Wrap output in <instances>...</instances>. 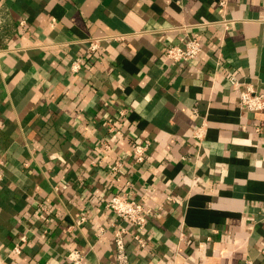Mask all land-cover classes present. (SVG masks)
Segmentation results:
<instances>
[{
	"label": "crops",
	"instance_id": "1",
	"mask_svg": "<svg viewBox=\"0 0 264 264\" xmlns=\"http://www.w3.org/2000/svg\"><path fill=\"white\" fill-rule=\"evenodd\" d=\"M220 1L0 0V264H119L122 227L125 264H264V111L239 105L264 92V0ZM117 191L152 209L144 246Z\"/></svg>",
	"mask_w": 264,
	"mask_h": 264
},
{
	"label": "built area",
	"instance_id": "2",
	"mask_svg": "<svg viewBox=\"0 0 264 264\" xmlns=\"http://www.w3.org/2000/svg\"><path fill=\"white\" fill-rule=\"evenodd\" d=\"M225 1L221 0L220 4L225 5ZM226 25L229 20H221ZM122 36H120L121 38ZM100 49V41L92 39L89 44L88 54H96ZM202 52V34L197 32L190 36L182 45L181 44H169L166 47L165 55L168 59L173 62L185 63L190 62L198 57ZM86 59L84 57H78L72 62L71 69L76 72L78 71ZM232 83L238 86L239 81L234 77ZM239 105L242 109L249 112H260L264 111V92L257 91L251 84H247L244 89L239 93ZM197 138H202V130H198L196 133ZM152 141L150 139H144L142 141H135L131 152V157L134 165H143L148 158V153ZM106 147H109L108 145ZM4 165L5 160L0 156V183L4 180ZM124 165L123 160L118 159L109 166L111 173H118ZM107 210L114 213L122 222H125L135 229L134 237L139 243L144 246V241L141 236V232L146 228L149 221V217L152 214V209L146 207L141 201L131 198L127 192L117 191L109 198L106 203ZM129 230L126 227L118 229L114 233V241L117 249V257L119 264H125L127 262L126 254V234ZM22 242H27V237L21 238ZM14 251L20 253L21 247L19 244L15 247ZM264 253V244L261 248ZM67 258L72 264H85V255L79 250H71L67 254ZM244 264H254L252 260H246Z\"/></svg>",
	"mask_w": 264,
	"mask_h": 264
}]
</instances>
